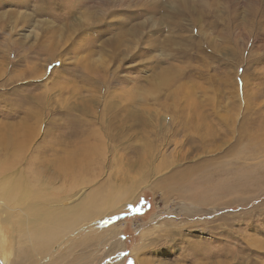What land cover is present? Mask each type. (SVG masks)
Segmentation results:
<instances>
[{
  "label": "rangeland",
  "instance_id": "rangeland-1",
  "mask_svg": "<svg viewBox=\"0 0 264 264\" xmlns=\"http://www.w3.org/2000/svg\"><path fill=\"white\" fill-rule=\"evenodd\" d=\"M181 4L0 0V264H264V0Z\"/></svg>",
  "mask_w": 264,
  "mask_h": 264
},
{
  "label": "bare ground",
  "instance_id": "bare-ground-1",
  "mask_svg": "<svg viewBox=\"0 0 264 264\" xmlns=\"http://www.w3.org/2000/svg\"><path fill=\"white\" fill-rule=\"evenodd\" d=\"M177 1V0H176ZM188 0H181V7L185 9V6L188 5L186 4ZM180 2V1H179ZM173 7V6H172ZM186 11V10H184ZM257 11L255 10V13ZM256 35V33L254 34V36ZM263 38V37H262ZM260 38V39H262ZM12 140L10 138H1L0 139V158L2 159V155L4 154V157L5 159L3 161H1L0 159V173H3V174H6L8 176H14L16 174H21L22 178H23V184L21 185L20 187V191L19 192H14L12 196H9L7 201H6V205L11 203V201L14 199V197L20 195L23 191H25V195H27L30 191L32 194L33 192L31 191V188H32V180H29L27 178V175L24 174V171H18L16 172L15 167H16V163L14 162L15 160H11L9 161V157L8 156H16V153L13 152L15 150V146L13 145V141L11 142ZM90 143V142H89ZM17 149V148H16ZM82 151H79V150H74L72 151L70 154H66L64 155L63 157L60 156V157H57V161L55 162V168H57L59 171H62V174L63 176L67 174H77L81 168H84L85 165H86V161L89 159L90 157V146L89 145H85L84 147H81ZM80 149V150H81ZM56 158V157H55ZM36 159V158H35ZM34 159V160H35ZM20 161V160H19ZM34 162V161H33ZM37 164V163H36ZM36 166V165H35ZM38 166V165H37ZM43 167L42 166L41 168H38L37 172L34 171L35 168L31 167V172L33 174H35V176L41 173H43ZM80 169V170H79ZM77 170V171H75ZM86 170V169H84ZM30 171V169H29ZM54 171V170H53ZM52 171V172H53ZM87 171V170H86ZM19 172H22V173H19ZM8 173V174H7ZM47 173V172H45ZM53 174V173H52ZM32 175V174H31ZM58 175V173H57ZM42 176V174H41ZM45 176V175H44ZM34 177V175H33ZM50 177H52V175H50ZM49 177V178H50ZM70 177V176H69ZM74 177V176H73ZM48 178V177H47ZM48 178V179H49ZM54 178V177H52ZM72 178V176H71ZM35 181V180H34ZM10 186V182H8L6 180V176H2L0 178V196H1V199L4 198L5 194H6V191L8 189V187ZM39 187V186H38ZM36 187V188H38ZM46 189V188H45ZM44 189V190H45ZM60 189V188H59ZM28 190V191H27ZM37 191V190H36ZM52 191V190H51ZM45 192V191H44ZM56 192V191H55ZM59 192V191H58ZM39 193V192H38ZM54 193V192H53ZM35 196V194H33V197ZM41 196V195H40ZM44 196V195H43ZM46 196V195H45ZM36 197V196H35ZM48 197V196H47ZM46 199V198H45ZM48 199V198H47ZM66 200V199H65ZM96 200V199H95ZM94 198L92 199H89V201H84V202H87L88 204H92L95 202ZM82 202V201H81ZM32 204V208L34 207L36 210L33 214V216L37 215V218L33 219L34 217L32 218H27V220L25 219L24 222L25 223H28V221L30 219H33V223L30 225V227L27 228L28 231H25V227H23V222H19L18 223V229L21 230L23 232V234H29V237L31 236H34V239L37 243H41V241H45L49 238H52V236H57V234H59L60 232L57 231L58 230V227H62L64 228L65 227V224L67 225V222H63V220L60 218V216L58 214H51L49 213L48 216L45 215V213L43 212V209H44V206H47V204H44L43 202L39 205L35 204V203H31ZM30 204V205H31ZM66 201H64L63 199L59 202V204H55L57 207V210L59 208H63L65 209L66 207ZM76 204V203H75ZM87 205V204H86ZM94 205V204H93ZM76 206V205H75ZM15 207V206H13ZM76 208V207H75ZM80 208V207H79ZM88 208V207H87ZM66 213H67V218H69V214H68V210H66ZM64 211V212H65ZM74 211V210H73ZM84 212L86 211H83V214H85ZM88 212V211H87ZM48 213V212H47ZM73 213V212H72ZM86 219V218H85ZM90 219V218H89ZM79 220V219H78ZM36 221H39V223L41 224V229L35 227V229L37 230L36 233L33 229V226L34 224L36 223ZM65 223V224H64ZM39 224V225H40ZM45 224V225H43ZM62 224H64V226H62ZM68 227H65L63 229L64 230H67ZM12 230V229H11ZM15 231V230H12V232ZM64 233V232H63ZM26 236V235H24ZM33 240V239H32ZM34 241V242H35ZM33 242V241H32ZM4 262V261H3Z\"/></svg>",
  "mask_w": 264,
  "mask_h": 264
}]
</instances>
